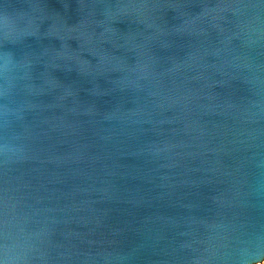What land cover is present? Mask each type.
<instances>
[{
  "label": "water",
  "instance_id": "1",
  "mask_svg": "<svg viewBox=\"0 0 264 264\" xmlns=\"http://www.w3.org/2000/svg\"><path fill=\"white\" fill-rule=\"evenodd\" d=\"M0 264H264V0H0Z\"/></svg>",
  "mask_w": 264,
  "mask_h": 264
}]
</instances>
